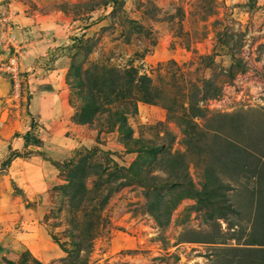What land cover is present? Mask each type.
Masks as SVG:
<instances>
[{
	"label": "rangeland",
	"instance_id": "obj_1",
	"mask_svg": "<svg viewBox=\"0 0 264 264\" xmlns=\"http://www.w3.org/2000/svg\"><path fill=\"white\" fill-rule=\"evenodd\" d=\"M0 264H264V0H0Z\"/></svg>",
	"mask_w": 264,
	"mask_h": 264
},
{
	"label": "trees",
	"instance_id": "obj_2",
	"mask_svg": "<svg viewBox=\"0 0 264 264\" xmlns=\"http://www.w3.org/2000/svg\"><path fill=\"white\" fill-rule=\"evenodd\" d=\"M21 138H22V141H23V146L24 147H27L29 144H31V143H33V140H35V139H31L30 138V135L28 134V133H25L23 136H21ZM19 154H18V152H14V153H12V158H14V157H17ZM10 159V157H8L3 163H2V165H5L6 164V162H8V160ZM89 168L90 167H85V171H84V174H88V172H87V170H89ZM79 183V182H78ZM72 224H73V226L74 227H76V223L74 222V221H72Z\"/></svg>",
	"mask_w": 264,
	"mask_h": 264
},
{
	"label": "built area",
	"instance_id": "obj_3",
	"mask_svg": "<svg viewBox=\"0 0 264 264\" xmlns=\"http://www.w3.org/2000/svg\"><path fill=\"white\" fill-rule=\"evenodd\" d=\"M8 64H9L10 67L8 66L7 68H10L9 72H10V74H11V72L13 73L12 74V77H13L14 76V73H15V60L14 59H9L8 60ZM13 86H16V85L13 84Z\"/></svg>",
	"mask_w": 264,
	"mask_h": 264
},
{
	"label": "crops",
	"instance_id": "obj_4",
	"mask_svg": "<svg viewBox=\"0 0 264 264\" xmlns=\"http://www.w3.org/2000/svg\"><path fill=\"white\" fill-rule=\"evenodd\" d=\"M21 138V136H18V137H16V139H20ZM22 139V138H21ZM18 144V143H17ZM21 146H22V144H21Z\"/></svg>",
	"mask_w": 264,
	"mask_h": 264
}]
</instances>
